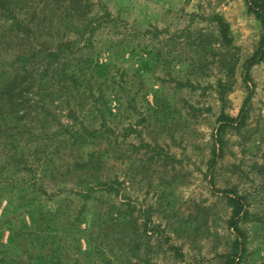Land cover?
Segmentation results:
<instances>
[{
	"label": "rangeland",
	"instance_id": "374dc122",
	"mask_svg": "<svg viewBox=\"0 0 264 264\" xmlns=\"http://www.w3.org/2000/svg\"><path fill=\"white\" fill-rule=\"evenodd\" d=\"M92 1L93 14L118 19L110 30L116 35L105 28L97 36L98 58L112 63L116 74V85L105 91L114 132L82 151L94 152L97 163L89 172L115 179V186L84 200L79 190L96 185L95 176L64 173L68 163L62 158L55 160L61 172L36 162L37 172L28 152L26 166L16 162L18 171L0 172L5 254L17 264H41L32 258L38 253L46 259L48 252L38 249L36 237L64 230L62 242L55 239L62 245L59 264H264V59L249 66L264 37L256 2ZM215 13L229 22L235 49L220 44L218 26L208 19ZM156 28L162 31L157 38L146 32ZM124 36L127 46L113 57L106 44ZM157 50L160 59L170 50L176 59L154 66ZM226 51L235 52L238 62L232 88L220 93L219 78L228 83L220 62ZM142 57L150 61L143 72ZM81 114L78 129L81 123L100 128V117ZM60 138L72 166L81 151ZM228 197L241 203V231L230 226L234 207Z\"/></svg>",
	"mask_w": 264,
	"mask_h": 264
},
{
	"label": "trees",
	"instance_id": "16d2710c",
	"mask_svg": "<svg viewBox=\"0 0 264 264\" xmlns=\"http://www.w3.org/2000/svg\"><path fill=\"white\" fill-rule=\"evenodd\" d=\"M250 2H256L255 12L264 25L263 2ZM96 6L92 0H0V22H3L0 25V172L5 174L17 170L16 162L26 166L28 161L24 159L29 152L34 156L35 164H51V172L59 173L62 167L55 160L62 158V161L68 163L64 173L80 175L82 179L92 176L97 179L96 185H87L83 191L79 190L78 195L85 197L84 200L97 191L110 192L116 183L115 179L99 180L98 175L90 173L92 161H95L94 152L82 151L91 140L95 142L99 136L114 132L109 118L115 114L105 91H109L110 83L116 85V81H113L116 74L111 71L112 63H104L98 58L100 48L97 44L100 40L97 36L105 28H109L108 33L112 36L116 35V31L110 30L118 19L108 12L93 14ZM208 19L218 26L220 44L225 48H234L230 24L226 18L215 13ZM146 32H150L154 38L162 33L157 28ZM263 45L264 37L250 58L249 66L264 59ZM106 46V50H111L114 57L127 46V37L111 39ZM161 54L162 51L157 50L151 57L154 66L158 63L165 65L176 59L172 50L163 59H160ZM150 61L142 57L140 71L147 69ZM220 62L221 72L228 79V83L222 78L218 80L222 93L224 87L228 90L232 88L238 56L235 52H227ZM110 72L111 77H108ZM99 77H105V80L99 82ZM80 112L83 113V119L100 117V128L92 130L81 123L83 127L78 129ZM64 117L72 119L71 123L62 121ZM60 136L65 137L70 146L81 151L72 166H69L64 153L66 148H62L66 145L64 139L56 140ZM5 147L11 153L4 152ZM29 166V170L33 169L32 164ZM35 166L38 172L40 166ZM6 181L11 184L14 180ZM32 181L34 187L36 183L34 179ZM228 199L234 207V219L230 221V226L241 231V203L233 197ZM246 214L244 212L243 217ZM60 233L48 232L36 237L40 243L38 249H47L49 262L57 259L58 264L62 262V245L56 243L55 239L60 240ZM13 238H16L15 234ZM8 250L6 244H0V254L3 256L0 257V263L17 264L19 261L5 254ZM36 255L32 262L38 260L43 264L47 261V258L42 259L43 255Z\"/></svg>",
	"mask_w": 264,
	"mask_h": 264
}]
</instances>
